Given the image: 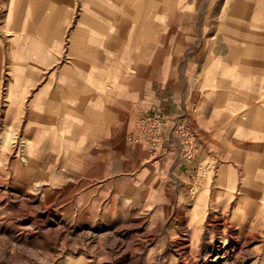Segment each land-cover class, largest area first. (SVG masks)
I'll return each mask as SVG.
<instances>
[{"label": "rangeland", "instance_id": "1", "mask_svg": "<svg viewBox=\"0 0 264 264\" xmlns=\"http://www.w3.org/2000/svg\"><path fill=\"white\" fill-rule=\"evenodd\" d=\"M93 3L102 62L69 43L89 0H0L3 102L22 76L11 88L7 37L61 9L67 29L27 110L0 105V264H264V18L231 16L228 0ZM149 23L157 40L134 32ZM29 54L15 42V61Z\"/></svg>", "mask_w": 264, "mask_h": 264}, {"label": "crops", "instance_id": "2", "mask_svg": "<svg viewBox=\"0 0 264 264\" xmlns=\"http://www.w3.org/2000/svg\"><path fill=\"white\" fill-rule=\"evenodd\" d=\"M88 1V0H87ZM167 2V9L168 12L174 11V7L176 5L177 8L179 6H194L195 2L197 0H165ZM193 1L194 3L190 4L189 2ZM232 5L230 4L229 9H231V16H235L236 18L238 17H246L250 18L247 22L249 24H253V17H261L264 18V0H228ZM90 2V9L86 8L84 11H79L78 12V19L79 21L73 25L71 24L69 31L73 35L72 40L69 42L71 47L76 48L77 50H85V52H80L79 55L81 57H86V58H93L95 54L98 51L99 48L102 49L101 54H102V59L101 62L104 61V56L106 55V48H110V42L107 40H102L100 45L96 44L89 40V38H92V35L94 33V3L93 0H89ZM180 2H187V4L183 3L181 4ZM63 11L62 9L60 12L54 13V25H47L46 23V18H43L40 14L38 15L37 19V24L36 23H31L25 26V29L22 30L24 33H29L27 37H23L24 39L17 40L15 38H18L19 36L17 35H11V37H7V49L11 50V53L9 52V55H12V58L8 59L7 58V63H6V77L10 78L11 82L15 78V76H22L19 77L21 81H15L20 82L18 84V93L14 95L13 91L7 90L6 87V92L4 93V100L9 99L11 96V99H13L10 103V101L6 100L3 102V99L1 98L2 95L0 94V105L6 106L5 111L7 113H20L24 112L27 109H24V105L26 104V100L29 99V90H30V78L35 74L36 77H40L47 68L46 66H49V68L53 69V71L50 72V75H55L57 69L54 67L57 65V63H54L55 56L53 52H51V49H61L62 46V39L63 36L67 33V29H65V26L62 24L63 21L62 19L65 18V15L62 18ZM51 16V15H49ZM109 16V14H108ZM157 16V14L154 15V17ZM155 22V21H154ZM263 27H264V20L262 21ZM7 25L5 28L7 29ZM143 29H146V32L151 34L153 37L156 39V34L158 32L157 30V25L155 23H149V25H144L143 27L140 26L138 28L134 29L135 33H141ZM10 31V30H8ZM250 31H254L253 28L250 29ZM262 32H264V28L262 29ZM12 33V32H11ZM102 33L105 34V36H108V29L106 26L102 25ZM10 36V35H9ZM85 37V40H82L81 38ZM15 42L17 43V48L21 47L22 50L26 49H33L34 53L37 54V56H34L32 54H29L27 58L28 62H18L15 61L14 58V49H15ZM109 42V43H108ZM152 42V40L150 41ZM107 43V44H106ZM155 45H150L149 47L152 48ZM124 48H136V44H127L123 46ZM157 48V46H155ZM56 54V53H55ZM98 54V53H97ZM49 58V60H48ZM125 63V61H123ZM31 64V66L28 68L27 65ZM17 65V66H15ZM48 68V69H49ZM17 72V73H15ZM26 73L27 78H25L23 75ZM11 76V77H10ZM3 79V67L0 66V82ZM104 79V78H102ZM26 81V83H25ZM14 82V81H13ZM12 82V85L10 86L11 88H14V83ZM39 88V90L43 89L46 90L48 87H46V84H40L36 86ZM34 87V89L36 88ZM77 88H71L68 90L70 94L75 96L74 92L76 91ZM203 94V93H202ZM16 97V98H15ZM72 100V99H71ZM76 101V99H74ZM15 105H21V108L15 109ZM186 110V117L189 119V113H191L187 107L185 108ZM199 111V109L197 108ZM202 115V113H199V116ZM9 119V117H7ZM6 119H4L5 121ZM160 161V160H158ZM169 201H171V198L169 197V194H167Z\"/></svg>", "mask_w": 264, "mask_h": 264}, {"label": "bare ground", "instance_id": "3", "mask_svg": "<svg viewBox=\"0 0 264 264\" xmlns=\"http://www.w3.org/2000/svg\"><path fill=\"white\" fill-rule=\"evenodd\" d=\"M100 31V30H99ZM109 43V42H108ZM70 53V52H69ZM154 57V56H153ZM137 62V61H136ZM149 62H150V60H149ZM133 65V64H132ZM132 70V69H131ZM83 91H85V90H83ZM84 93V92H83ZM87 95V94H86ZM74 109V108H73ZM76 109V108H75ZM70 113V112H69ZM6 140H7V138H6ZM195 145V144H194ZM193 147V146H192ZM247 150V149H246ZM251 163V162H250ZM245 167H246V164H245ZM244 171V170H243ZM244 175V174H243ZM224 177V176H223ZM245 178V177H244ZM243 183V182H242ZM242 188H243V186H242ZM244 190V189H243ZM252 191V190H251ZM253 192V191H252ZM258 192V191H257ZM256 192V193H257ZM241 208V207H240ZM239 213V212H238ZM247 213H248V211H246V210H243V211H241L240 213H239V215H240V217L237 215V214H235L234 215V218L235 217H237V218H239L240 219V223L244 226V228L246 227V225L248 224V222H249V218H246V216H247ZM222 215H225L226 214V210L225 209H222V213H221ZM252 215L253 214H257V213H255V211H254V213H251ZM201 223V222H200ZM203 226V225H202ZM223 226V227H222ZM222 226L221 225H218V226H215L218 230H220L221 231V233H222V239L220 238V242L223 244V247L224 248H226V246H227V231H228V229H227V226H226V223H224V224H222ZM231 227H233V225L231 226ZM230 227V228H231ZM240 227V226H239ZM252 227V226H251ZM238 229V228H237ZM253 229V228H252ZM239 232H243V233H246V231H245V229H239ZM242 233V234H243ZM229 235V234H228ZM247 236V235H246ZM235 241V240H234ZM247 241V240H246ZM246 241H244L242 244L240 243V242H237L238 243V249H239V251H240V253L241 254H243V256L245 257V259L247 258V259H249L251 256H250V252H249V250L247 249V244L248 243H246ZM239 253V252H238ZM231 254V253H230ZM237 261V260H236Z\"/></svg>", "mask_w": 264, "mask_h": 264}, {"label": "built area", "instance_id": "4", "mask_svg": "<svg viewBox=\"0 0 264 264\" xmlns=\"http://www.w3.org/2000/svg\"><path fill=\"white\" fill-rule=\"evenodd\" d=\"M154 128H156V127H154ZM186 133H188V132L186 131ZM193 155H194V153L192 151V148L186 150V157L188 160H191L193 158Z\"/></svg>", "mask_w": 264, "mask_h": 264}]
</instances>
